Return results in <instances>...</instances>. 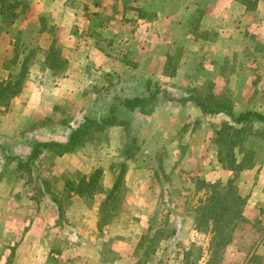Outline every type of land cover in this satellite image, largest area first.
Here are the masks:
<instances>
[{"label": "rangeland", "instance_id": "374dc122", "mask_svg": "<svg viewBox=\"0 0 264 264\" xmlns=\"http://www.w3.org/2000/svg\"><path fill=\"white\" fill-rule=\"evenodd\" d=\"M187 1L0 0V87H7V94L0 96V128L13 130L0 132V262L110 264L126 255L132 256V264H177L183 251L196 243L200 248L196 264H207L208 243L217 237L223 242L218 264H264V195H256L264 192L261 186L256 188L257 170L264 162V123L253 120L240 125L225 113L264 114L254 109L264 105V0H194L196 6L186 21L175 15L157 19V11L173 14L183 10ZM65 9L71 13L66 32L61 25ZM84 13L91 15L90 23L83 22ZM241 15L245 33L236 47L221 32ZM139 18L142 42L135 38V44L120 45L118 37L129 35L127 25H138ZM151 22L156 29L152 36L143 31ZM101 23L111 26V31L98 32ZM114 30L122 36L114 38ZM67 32L85 41L103 40L101 47H111L112 52L126 47L125 57L136 64L135 75H147L152 89L185 90L205 115L194 122L178 118L175 136L180 139L203 125L206 142L191 136V142L166 145L152 155L129 129L126 98L119 95L118 86L90 82L91 89L72 98L49 94L68 69L67 47L72 45L67 44ZM150 47L153 50L145 52ZM86 69L90 79L100 82L118 74L111 70L102 74L87 65ZM163 75L183 76L185 83H164ZM25 87L32 88L29 102L17 103L15 96ZM14 89L19 91L9 97ZM37 98L43 113H36L31 104ZM146 102L147 110L155 99ZM220 109L225 112L214 113ZM112 121L125 127L118 141L108 130ZM74 131L79 136L65 152L56 143L66 142ZM172 147H178L185 162L175 179L164 172L167 158L174 157L169 155ZM69 152L83 162L69 164L85 166L88 173L59 167L56 159ZM136 155L150 165L154 186L160 189L159 195L147 199L151 205L146 209L129 204L133 202L123 180L126 160ZM245 165L250 166L245 169ZM232 166V171L225 169ZM183 167H192L191 174ZM221 169L230 171L226 178L207 179V172ZM220 181H230L231 188L214 199L224 211L207 216L203 227L196 208L207 203L212 185ZM236 194L241 201L235 200ZM97 203V225L92 227L85 212ZM17 221L26 224L13 228ZM214 221H219L218 235L210 230ZM37 236L40 243H32ZM89 246L98 247L99 260L82 254Z\"/></svg>", "mask_w": 264, "mask_h": 264}, {"label": "crops", "instance_id": "0c3cea01", "mask_svg": "<svg viewBox=\"0 0 264 264\" xmlns=\"http://www.w3.org/2000/svg\"><path fill=\"white\" fill-rule=\"evenodd\" d=\"M150 2H153V0H150ZM87 4H91L90 2H86ZM153 10H157L156 3L151 4ZM196 6V2L194 0H188L186 2L185 8L182 10L180 9L178 12H175L173 14H169L168 12H164V10H159L156 12L157 19H169L171 16L174 18L173 15L178 16V20H182L183 22L186 21L189 17V15L194 11V8ZM259 6V4H258ZM96 8V7H95ZM97 10V8H96ZM99 10V9H98ZM64 14H66L65 19L61 23L63 26V31L66 32V26L67 22L66 19L70 20V10L65 9ZM100 12V11H98ZM162 13V16H160L159 13ZM242 13L245 14V9L241 10ZM241 13V14H242ZM75 16V13L73 15ZM101 16V13H100ZM78 17V16H77ZM243 15H241L238 19L240 22H238V19H235L231 26H228L226 28H222L223 33L222 35H226L229 40V44L237 45V41L239 40L241 42L242 37H244L245 33V26L243 25L244 18ZM83 22L84 23H90L91 15L84 13L83 14ZM138 25L137 22L129 23L127 25V29H129V35L122 36L120 32H117V30H114V38L117 39L118 36H122V38L117 39L118 43L120 45H128L129 43H132V40L135 38H138V43L140 44L142 41L140 40V37L138 36L137 32V26L141 25V22L143 20L138 19ZM151 22L149 25L144 27V34H148L150 36L153 35V33L156 31V29L152 25ZM157 24H160V22ZM111 26H107L105 24H102L98 26V32L102 31H111ZM117 32V33H116ZM127 34V31H125ZM157 32H160V29L157 30ZM237 36V38L235 37ZM239 36V38H238ZM231 38V39H230ZM143 40V39H142ZM66 41L68 45H72L71 47H67L69 56H68V69L65 72L64 76L59 78V80L55 81L52 85L53 88L50 89L51 95H55L57 98H72L77 96L82 91L86 92L89 89H91L90 85H109V86H118L119 87V95L123 96V98L132 99L135 97L139 98H150L153 97L155 99V104L153 107L149 109H145V106H133L129 107L126 106L128 114H130L129 119V129L131 130L132 134L137 137V139L140 140L141 148L146 149V152L154 155L159 148H162L163 146H176L180 143H185L183 140H189L191 142L193 136L196 141L199 142H206V139L208 138V132L206 127L203 128V125L200 128L195 129L193 132L192 130L189 131L187 134H185L183 137L175 136V126L179 123L177 120L185 119L187 117V120L189 122H194V120L197 117H201L203 114L200 106L195 102V100L191 99V97H187L188 93H186L185 90L180 92V88L178 86L175 87L177 92H167L163 90L162 88L154 87V91L152 89L153 86H151L150 79L147 77V75H135L137 72L136 64H134L132 61L128 60V58L125 57L126 47L122 50L117 48L116 51L112 52L111 47H104L101 43L103 40L100 41H89V39L81 40L78 37L72 35V33L67 32L66 33ZM144 41V40H143ZM111 42V41H108ZM65 43V39H64ZM117 43V44H118ZM137 46V45H135ZM237 47V46H236ZM137 48V47H135ZM154 47H150L148 50H145V52L149 53L153 50ZM196 48V47H195ZM146 54V53H144ZM149 56V54H148ZM159 56V55H158ZM86 65L90 67V70H97V72H101L102 74H106V71H116L118 74H113V78L106 79L104 81H95L89 78V70L86 69ZM182 66V62H181ZM180 66V67H181ZM138 74V73H137ZM161 80H163L164 83H171V82H178L181 81L185 83L184 77L181 76H161ZM186 79V78H185ZM148 80V81H147ZM156 82V81H155ZM162 82V81H161ZM159 81L158 84L161 83ZM247 83L250 82V78L246 81ZM153 83V82H152ZM164 87V86H163ZM86 88V89H85ZM32 88L25 87L21 92L15 96V100H17V103L19 101H28V95L30 94ZM171 89V88H170ZM183 89V88H182ZM169 90V89H168ZM40 98L34 99V101L31 103L33 106H35L37 110L35 112H44L43 104L39 102ZM257 105L254 109L256 110H263L264 111V105L260 108ZM48 110V109H47ZM208 115V114H207ZM7 116V115H6ZM20 116H23L20 114ZM6 118V117H3ZM181 122V120H180ZM17 127V126H15ZM199 129L205 130V133L199 132ZM109 132L111 134H115V141H118V138H121L120 135L125 132V127L121 124H114L112 126H109ZM0 132L5 133H12V131H9L8 129H1ZM169 134V135H168ZM173 134V135H172ZM120 136V137H118ZM114 137L112 138L111 142L113 141ZM114 145V144H113ZM169 147V146H168ZM174 155V157L167 158V169H164V172L172 179H175L179 177L178 172H180L179 165L185 163L184 161L180 160L179 155H181L178 152V147H172V150L169 152V155ZM72 153L69 152L64 156H59L56 159L57 164L59 167L65 168H78L82 170L84 173H86L85 166H72L69 164L70 160L72 162H75L76 164L83 163L80 158L71 157ZM178 156V157H177ZM68 160V161H66ZM127 164L129 166L127 167V171L125 172L123 176V180L127 187L129 188V194L131 195L130 201L133 203V206H138V208H145L146 205H151L149 203V200L152 199L155 195L160 194L159 187H155L153 183V174L151 173V169L149 168L150 165L142 164L139 160V158L136 156H133L131 158H128ZM64 169V170H65ZM63 170V171H64ZM181 170H184V173L189 172L191 174V170L193 168L185 169L183 167ZM228 170L221 169L220 171L212 170L210 172H207L205 174L207 176L208 180L216 181L220 178H226L229 175ZM88 173V172H87ZM182 173V174H184ZM257 174L259 176V180H257V190H259L261 186V190L264 188V162L261 165V167L258 168ZM261 179V180H260ZM258 194L263 193H256ZM102 195V193L100 194ZM144 197V198H143ZM261 206L264 208V203H261ZM100 207V203H97L96 206L93 209L86 210V214L89 218H87V221L92 227H96L97 220H98V210ZM247 208L249 210H252L255 213V210L258 211V208L256 209L252 205H247ZM254 215V214H253ZM7 224V223H6ZM20 224H26L25 222L17 221L14 225H12L13 228H17L20 226ZM7 226V225H6ZM136 232V231H135ZM134 232V233H135ZM133 233V234H134ZM40 237L37 236V240H32V243H40ZM23 241L19 240L20 245ZM32 250H34V247H32ZM261 251L264 252V243L263 247L261 248ZM82 254H87V256H91L92 258L99 260L100 258V252L98 247L96 246H89L86 248V250L81 251ZM6 262V261H5ZM0 264H5L3 261L0 262ZM110 264H132V256H121L111 262Z\"/></svg>", "mask_w": 264, "mask_h": 264}, {"label": "trees", "instance_id": "16d2710c", "mask_svg": "<svg viewBox=\"0 0 264 264\" xmlns=\"http://www.w3.org/2000/svg\"><path fill=\"white\" fill-rule=\"evenodd\" d=\"M256 2H257V0H255L254 3H256ZM244 4L247 5L248 4L247 1L244 2ZM18 91H19L18 89H14L13 91H10L9 97L14 96L15 93H17ZM3 94H7V87H0V96H3ZM146 100H148V98H139V97H135L132 99L126 98L124 104L126 106H129V107H133L136 105L137 106H145V103H147ZM201 109H203V108L201 107ZM220 112H225V111H224V109L214 111V113H220ZM225 113L231 118L232 122L240 124V125H243V124L247 123L248 121H253V120L260 122V123H264V114L262 112H259V111L248 110L244 113L238 114L235 117L228 112H225ZM111 124H116V123L114 121H112ZM78 136H79V133L74 131L70 134L69 139L66 142L56 143V145L63 146L65 149L64 151L67 152L71 149L74 141L78 138ZM42 144L44 146L48 145V143H42ZM248 166H250V165H245L244 168L248 169L249 168ZM252 166L253 165H251V167ZM225 169L232 171L233 166L232 167H225ZM88 179L89 178H87V180ZM69 188L72 189L73 185H70ZM224 190L231 191L230 181L229 182L227 181L225 183L220 181V182H217L216 184H213L212 185L213 195L209 197V200H207V203L205 205L202 204L196 208V211L200 214L199 223L201 222V226L206 227L207 216L213 215L215 217L220 211H224L223 206L218 205V203L216 201H214L215 197L220 196L221 193L224 192ZM235 200L241 201V198L236 194ZM208 201H209V203H208ZM214 222L215 223L212 225L210 230H211V232L218 235L219 221H214ZM173 232H174V230H172V233ZM222 246H223V242L219 241V239H217V237H213L210 239V241L208 243V247H209L208 251L210 252V254H209V258L207 260V264H215V263L218 264L217 262L219 259V255L221 253ZM199 249L200 248L196 243H191L190 246L187 247L185 251H183L182 258L177 264H196V261L200 256V253H199L200 250Z\"/></svg>", "mask_w": 264, "mask_h": 264}]
</instances>
